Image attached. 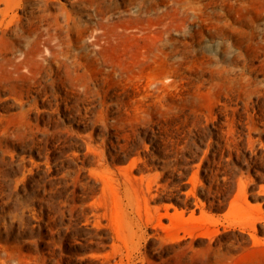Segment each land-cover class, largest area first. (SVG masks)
<instances>
[{"label": "rangeland", "instance_id": "1", "mask_svg": "<svg viewBox=\"0 0 264 264\" xmlns=\"http://www.w3.org/2000/svg\"><path fill=\"white\" fill-rule=\"evenodd\" d=\"M0 264H264V0H0Z\"/></svg>", "mask_w": 264, "mask_h": 264}, {"label": "bare ground", "instance_id": "2", "mask_svg": "<svg viewBox=\"0 0 264 264\" xmlns=\"http://www.w3.org/2000/svg\"><path fill=\"white\" fill-rule=\"evenodd\" d=\"M116 69V68H115ZM156 190V189H155Z\"/></svg>", "mask_w": 264, "mask_h": 264}]
</instances>
